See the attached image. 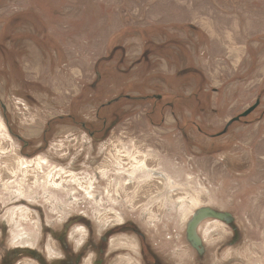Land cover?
<instances>
[{"label": "rangeland", "instance_id": "rangeland-1", "mask_svg": "<svg viewBox=\"0 0 264 264\" xmlns=\"http://www.w3.org/2000/svg\"><path fill=\"white\" fill-rule=\"evenodd\" d=\"M209 31L227 44L261 43L263 55L264 0H0L3 248L15 242L13 218L36 245L42 218L58 230L85 215L99 230L103 210L120 209L173 264H264L261 55L246 54V77L211 86L201 65L220 70L224 59H208ZM143 159L184 191L166 195L158 175L127 183ZM184 195L189 219L204 206L235 218L200 224L203 255L171 201Z\"/></svg>", "mask_w": 264, "mask_h": 264}, {"label": "flooded vegetation", "instance_id": "flooded-vegetation-1", "mask_svg": "<svg viewBox=\"0 0 264 264\" xmlns=\"http://www.w3.org/2000/svg\"><path fill=\"white\" fill-rule=\"evenodd\" d=\"M18 202L33 205V201L19 200ZM36 208L37 213L43 216L41 206H36ZM107 210H103L107 217L99 230L85 215H68L58 230L43 223L44 219L42 218L39 222V233L42 238L37 241L36 245L34 243L32 245L23 244L18 238L12 239L15 241L10 243L13 246L6 249V247L3 248L5 243L0 240V250L5 252V255L0 254V264H18L21 261H26L24 264H173L164 257L165 247L151 242L148 233L139 227V223L131 217L135 213L120 209L109 210V212ZM114 211V215H111ZM137 214L135 216L138 219ZM229 214L233 217V221L227 224L233 225L235 218L231 213ZM208 218L217 219L214 217L205 219ZM205 219L199 223L198 227ZM188 223L189 221L185 224L184 236L189 242ZM150 225L156 226L155 222H150ZM198 227L197 233L201 237ZM234 229L236 230L235 227ZM49 236L52 243L47 238ZM25 238L32 240L30 237ZM201 239L202 251L195 248L190 242L199 255H203L205 252L203 238L201 237ZM156 240L160 241L157 238ZM174 240L173 235L164 236V241L169 245ZM27 259L31 260V263Z\"/></svg>", "mask_w": 264, "mask_h": 264}, {"label": "crops", "instance_id": "crops-1", "mask_svg": "<svg viewBox=\"0 0 264 264\" xmlns=\"http://www.w3.org/2000/svg\"><path fill=\"white\" fill-rule=\"evenodd\" d=\"M208 34L210 37L206 45L208 49L207 54L210 55L208 59L211 61L219 57L224 59V61H222L224 68H220V70H214L212 68V65H207V66L201 65L202 66L201 70L204 73L206 79L210 81L209 83L211 84V86L218 85L219 88H221L224 85L229 84V81L232 80L231 78L236 76V74H240L246 77L247 73L245 72L247 71V68H246L247 65L243 66L245 62H247V59H248L246 54L258 52V54H260L261 56H260V63H259L257 72H258V75L260 76L261 81L259 83L260 88L258 87L257 91L261 89V86L264 84V62H263L264 53L262 55L261 43L252 47L251 43L244 42L245 47H243V45L240 44L239 42H235L234 44L233 42L227 44L226 42L221 41L220 40L221 36L217 35L218 33L212 35V33L209 31ZM233 39L235 41H238L237 35L233 36ZM230 63H232V66L230 65ZM233 65H234V68H233ZM231 67L233 69H231ZM223 73H225V77H223ZM242 83L244 85L245 81H242ZM230 85H232V83ZM243 85H241V81H239L233 84L232 88L237 87L238 91L236 92L239 93L240 91H243V88H244ZM214 89L217 90L215 87ZM226 92L227 90L224 91L225 94ZM218 95H220V92H218ZM259 113L261 115L262 112H259ZM261 123H264V121H262ZM247 130H248V127L243 128V131H247Z\"/></svg>", "mask_w": 264, "mask_h": 264}, {"label": "bare ground", "instance_id": "bare-ground-1", "mask_svg": "<svg viewBox=\"0 0 264 264\" xmlns=\"http://www.w3.org/2000/svg\"><path fill=\"white\" fill-rule=\"evenodd\" d=\"M148 158V157H147ZM146 159H143V160H140L138 161V164L135 166L133 172L131 173H128V176L130 179H128L127 183H133L134 180L137 178L138 174H141V175H144V177H148L149 178V174L151 176H160V177H164V186L165 188L162 189V192L166 191V195H169L171 196L172 193L175 192V190H183V186L180 185V184H177L175 182V180L171 179L170 175L169 174H165V173H162L160 172L159 170H157V168H149L147 162L145 161ZM146 172V173H145ZM149 172V173H148ZM121 173V172H120ZM56 183V182H55ZM54 185V184H53ZM177 187H180V189H176ZM184 191V190H183ZM178 192V191H177ZM90 197L94 196L92 195V192H89L88 193ZM18 195H21V196H25V197H29L27 195L26 192L24 191H21ZM187 195V194H186ZM184 195V196H178V198H176L175 200L172 198V202H175L176 201V205L178 207V209L181 210L182 212V215H183V220L186 222L187 219V205H188V199H187V196ZM169 196V197H170ZM20 197V196H18ZM17 197V198H18ZM172 197V196H171ZM197 201V199H195ZM198 203H200L199 201H197ZM175 204V203H174ZM199 206V205H198ZM59 207V206H58ZM26 208V207H25ZM13 212V211H12ZM193 212V211H192ZM15 214H17V212L15 211ZM24 214V213H23ZM22 216V215H21ZM27 216V215H26ZM189 217V216H188ZM20 218V217H19ZM13 223H15L14 225L17 227V232H16V237H14L15 239L19 238L20 239V242L23 243V244H28V245H32L33 242L32 240H29V238H25L24 235H27L26 233L22 232V230L24 229H21L20 226L21 224H19V221L16 220V218H13ZM215 221V220H214ZM218 221V220H217ZM219 226V225H218ZM208 232V231H206ZM209 233V232H208ZM13 238V239H14Z\"/></svg>", "mask_w": 264, "mask_h": 264}, {"label": "water", "instance_id": "water-1", "mask_svg": "<svg viewBox=\"0 0 264 264\" xmlns=\"http://www.w3.org/2000/svg\"><path fill=\"white\" fill-rule=\"evenodd\" d=\"M260 104V100H257L252 106L247 108L244 112H242L239 116L233 117L229 122L228 125L233 123L234 121L239 120L243 116H247L250 114L257 106ZM206 217H214L219 220H223L226 223H231L233 221V217L228 213L224 211H218L211 207L204 206L199 209H197L193 215V217L189 220L188 223V239L192 243V245L202 251L201 245H202V239L197 233V227L199 223L205 219Z\"/></svg>", "mask_w": 264, "mask_h": 264}, {"label": "trees", "instance_id": "trees-1", "mask_svg": "<svg viewBox=\"0 0 264 264\" xmlns=\"http://www.w3.org/2000/svg\"><path fill=\"white\" fill-rule=\"evenodd\" d=\"M202 72V71H201ZM203 74V73H202Z\"/></svg>", "mask_w": 264, "mask_h": 264}]
</instances>
